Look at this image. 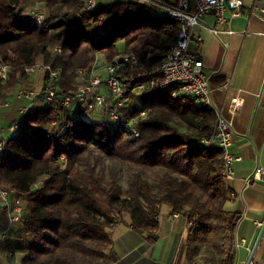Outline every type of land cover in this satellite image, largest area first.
Listing matches in <instances>:
<instances>
[{
  "label": "trees",
  "instance_id": "16d2710c",
  "mask_svg": "<svg viewBox=\"0 0 264 264\" xmlns=\"http://www.w3.org/2000/svg\"><path fill=\"white\" fill-rule=\"evenodd\" d=\"M30 1L37 0H0V61L11 67L8 79L0 80V98L16 93L19 78L26 76L25 64L42 61L61 75L57 100H40L28 110L19 132L5 138L0 155L2 185L26 200L24 220L19 222L28 237L21 263L109 264L111 232L126 222L124 213L130 226L149 233L167 207L170 214L186 216L189 240L210 213L219 214L230 234L220 264H234L237 218L224 209L229 197L220 173L222 153L197 142L208 131L212 111L171 97L169 89L145 90L130 94L118 108L122 121L112 125L107 120L86 121L75 97L78 71L89 70L99 52L110 62L132 51L143 69L157 66L175 41L173 21L162 17L152 2L116 1L97 4L88 12L84 0H38L45 13L38 25L22 14ZM100 16L103 27L94 30ZM63 96L71 97L69 105L60 103ZM172 117L194 131H180L170 122ZM91 145L138 169L158 170L156 184L152 187L134 171L122 190L115 177L104 181L92 168L82 169ZM39 180L43 183L34 188Z\"/></svg>",
  "mask_w": 264,
  "mask_h": 264
},
{
  "label": "crops",
  "instance_id": "0c3cea01",
  "mask_svg": "<svg viewBox=\"0 0 264 264\" xmlns=\"http://www.w3.org/2000/svg\"><path fill=\"white\" fill-rule=\"evenodd\" d=\"M116 1L135 2L97 0V4ZM164 1L173 3L176 0ZM207 21L214 24L210 17ZM221 29H229L232 33L222 32L216 36L196 27L194 32L200 39L192 41L189 47L202 60V69L210 79L212 99L234 131L229 151L239 159L233 163L232 176L226 179L229 198L224 209L237 218L233 245L236 240H245L244 246L235 248L234 264H243L248 260L264 264V226L257 225V221H264V179L246 183V178L256 167L264 168V16L250 15L243 8L238 15L229 17L228 23ZM224 84L228 85L226 91L222 88ZM232 95H239L242 101L235 114L227 110ZM24 103L15 100L10 108L0 111V124L4 128ZM4 134L9 133L6 131ZM13 199L10 194L9 207ZM21 201L25 213L26 200ZM6 212L7 208L0 202V264H22V258L27 253L28 237L22 232L21 224L10 221ZM123 218L126 222L116 224L111 232L112 260L109 264L201 262L190 250L186 216L170 214L164 207L163 213L157 216L156 227L149 233L130 226L129 219ZM181 237H185L186 244L176 255ZM240 250L243 257L239 259Z\"/></svg>",
  "mask_w": 264,
  "mask_h": 264
},
{
  "label": "built area",
  "instance_id": "2783aa9c",
  "mask_svg": "<svg viewBox=\"0 0 264 264\" xmlns=\"http://www.w3.org/2000/svg\"><path fill=\"white\" fill-rule=\"evenodd\" d=\"M138 4L154 3L158 7V12L162 17L173 21L176 26L175 41L173 45L163 55L160 63L149 69H143L142 63L139 62L136 54L132 51L115 56L105 67V77L92 75L89 69L90 77L84 86H80L75 97L84 110L103 111L107 121L114 125L122 121L118 108L124 105L130 98V94L141 93L145 90L169 89L173 98L181 100H190L198 106L210 109L213 114L212 121L206 134L201 135L197 142L207 149L216 147L222 153V165L220 168L221 175L228 179L233 174V163L239 157L233 156L229 147L233 141L234 131L229 120L223 117L220 108L216 106L211 95L210 79L205 75L202 69V60L189 47L194 40H199L194 29L201 27L208 30L214 35L222 32L232 33L231 30L221 29V26L227 24L229 17L238 15L243 8H246L250 15L259 14L264 16V0H176L173 3L164 0H135ZM97 7V0H84L83 10L93 11ZM30 17L33 21L41 25L44 21V14L39 11H33ZM210 17L214 24H210L207 18ZM104 21L100 16L94 23L93 27L101 29ZM172 31L173 26L169 27ZM10 65L0 61V80L2 82L8 79ZM26 75L42 74L43 86L41 92L34 95L29 90H20L13 96L0 98V111L11 107L15 100L26 102L18 107L17 114L10 121L9 125L4 128L0 124V155L4 151L5 136L16 135L20 130V122L25 118L30 109L37 106V100L45 104H53L58 97L59 86L57 81L60 78V71L52 68L49 64L34 62L30 65H23ZM79 70L78 73H82ZM145 79V80H142ZM130 82H134L128 87ZM104 86L107 94L100 90ZM222 88L226 91L227 84ZM70 96H63L60 103L69 105ZM239 95H232L227 104V110L230 114H235L241 106ZM144 111L140 112L143 115ZM201 118V115L199 116ZM58 125V123H55ZM30 126L34 127L33 123ZM137 136L135 128H129ZM264 179V168L256 167L254 171L246 178V183L254 180ZM43 180L34 184V188L39 187ZM13 195L14 199L11 206H8V197ZM0 202L3 207L7 208L6 215L10 221L21 222L24 220L23 206L17 191L14 188H7L2 185L0 180ZM259 227L264 226V221H257ZM245 245L244 239L235 241L234 248ZM243 264H256L252 260L245 261Z\"/></svg>",
  "mask_w": 264,
  "mask_h": 264
},
{
  "label": "rangeland",
  "instance_id": "374dc122",
  "mask_svg": "<svg viewBox=\"0 0 264 264\" xmlns=\"http://www.w3.org/2000/svg\"><path fill=\"white\" fill-rule=\"evenodd\" d=\"M39 10L44 16V7L43 3L40 1H30L23 5L22 14L30 16L33 11ZM94 30L97 28L94 27ZM99 35H103V32H100ZM102 38V36H101ZM113 59V58H112ZM37 63H43L42 61H36ZM109 61L105 60V57L102 53H97L96 60L91 66L90 70L92 75H97L99 77H105V67ZM45 64V63H44ZM90 72L88 69L83 70L82 73H78L74 79L75 84L84 86L87 84L90 77ZM43 75L42 74H33L26 75L19 78V83L17 86V91L20 90H29L34 92V95H37L41 92L43 86ZM100 90L107 94V89L104 86L100 87ZM38 104L40 100L38 99ZM81 105V104H80ZM81 108L84 109V106L81 105ZM86 121H92L96 119L108 120L103 111H88L84 110V113L81 115ZM170 122L174 124L180 131L191 133L194 131L193 126H189L184 123L182 120L172 117ZM6 137L7 135L4 134ZM84 164H82V169L92 168L96 173H98L104 181H108L111 177H115L121 189L124 190L127 186V180L134 171H139L144 181L148 182L152 187L156 184L158 170H145L138 169L133 165L124 163L120 160L110 158L106 155H103L95 146L91 145L89 151L86 153ZM24 201V198H21ZM24 204V203H23ZM163 213V211L161 212ZM121 217H126L129 219V216L124 213ZM188 231L190 230V224H188ZM197 237L195 240L194 237ZM230 234L227 233L225 229V224L217 213H210L208 220L203 225H200L196 228L195 232H191L190 240L192 245H190V250L196 256L200 258L201 262L199 264H220V260L224 257V251H226L230 246L229 241ZM186 244L185 237H181L177 253H181V250ZM243 257V251H239V259Z\"/></svg>",
  "mask_w": 264,
  "mask_h": 264
}]
</instances>
